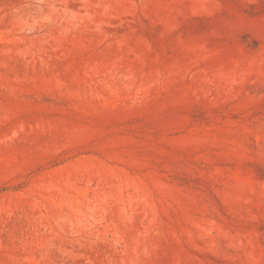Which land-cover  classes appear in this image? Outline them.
<instances>
[{"label": "rangeland", "instance_id": "obj_1", "mask_svg": "<svg viewBox=\"0 0 264 264\" xmlns=\"http://www.w3.org/2000/svg\"><path fill=\"white\" fill-rule=\"evenodd\" d=\"M0 264H264V0H0Z\"/></svg>", "mask_w": 264, "mask_h": 264}]
</instances>
